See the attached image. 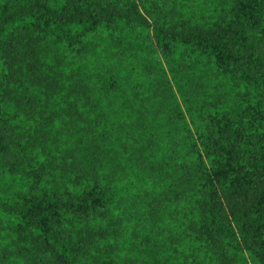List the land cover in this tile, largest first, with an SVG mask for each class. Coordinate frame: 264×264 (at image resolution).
Segmentation results:
<instances>
[{
	"label": "trees",
	"instance_id": "obj_1",
	"mask_svg": "<svg viewBox=\"0 0 264 264\" xmlns=\"http://www.w3.org/2000/svg\"><path fill=\"white\" fill-rule=\"evenodd\" d=\"M0 264H264V0H0Z\"/></svg>",
	"mask_w": 264,
	"mask_h": 264
}]
</instances>
